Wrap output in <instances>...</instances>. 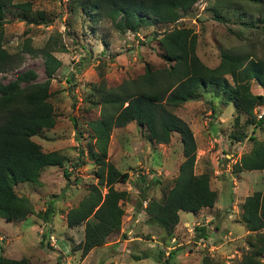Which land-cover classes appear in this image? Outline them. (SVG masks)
Segmentation results:
<instances>
[{
	"label": "rangeland",
	"instance_id": "obj_1",
	"mask_svg": "<svg viewBox=\"0 0 264 264\" xmlns=\"http://www.w3.org/2000/svg\"><path fill=\"white\" fill-rule=\"evenodd\" d=\"M24 1L31 4L30 18H34L39 10L46 15L45 20L50 21L48 25H26L16 19L17 13L11 7L7 8L3 46L9 53L17 54L19 63L16 69L0 74V80L6 82L16 72L25 69H32L37 74V81L44 79L42 57L19 50L24 38H29L33 48L41 47L49 37H54L56 43L63 46V50L52 53L61 62L49 84V101L56 114L55 124L33 135L32 140L40 145L42 151H58L64 159L61 167L47 166L42 169L39 184L15 185L16 194L29 198L34 213L43 211L50 200L53 201L54 210L48 222L34 213L15 223L0 218V254L16 259L25 257L32 264H105L114 262L115 254L124 256L118 264H161L155 261L157 251L162 246L169 251L170 246L171 249L175 247L176 251L167 264H203V257L210 258L212 264H234L239 260L247 249L248 235L239 220L240 205L250 190H261L262 186L260 175L256 172L229 175L223 170V154L228 151L225 144L228 143L229 134L237 132L232 125L235 113L231 102L214 95L212 86L202 90L200 98L193 103L170 108V111L182 117L192 132L195 145L206 154L200 168L209 172L210 186L216 188L222 180H228V185L233 177L235 189L217 188L218 207L212 209L214 211L211 208H202L195 214L179 211V221L173 231L174 239L163 242L167 249L158 242L162 229L146 224L143 211H135L137 190L134 184L138 181V175L142 176L152 186L148 194L152 198H159L171 185L181 151L178 134L172 133L166 144L148 145L146 134L138 131L133 123L126 127H114L109 135L106 157L117 169L128 173L124 183L114 184L116 189L125 190L128 194V198L122 202L120 229L108 235L101 246L88 251L84 260L80 258L79 250H70V246L82 240L83 223L67 227L64 213L78 203L89 186L96 184V166L89 153L90 149L95 150V146L88 122L98 117L99 109L87 102V98H94L90 95L91 84L99 82L97 73L100 72L99 76L104 79L106 87L115 86L124 79L141 74L143 63L160 66L163 61L157 54L155 41L151 39V27L135 34L118 33L107 19H101L91 27L88 18L79 14L78 10L73 13L68 11L66 0H12L13 3ZM227 1L196 0L176 24L190 27L196 33L195 52L209 67L218 63L219 52L224 49H233L241 54L247 52L264 62V36L255 27L254 21L257 13H242L241 10L238 16L231 9L220 7L219 14L223 19L213 17L211 10L214 4ZM242 6L246 7L244 3ZM226 77L229 79L228 75ZM249 86L252 93L264 94L254 79L249 81ZM257 107L253 109L254 119H257ZM239 120L243 122L244 116ZM250 129L248 125L245 129L247 134H250ZM253 130L255 138L264 142L259 127L255 126ZM221 138L224 147L219 151L222 144L217 140L221 141ZM195 154L203 155L199 150H195ZM62 169L68 171L67 178L62 174ZM219 169L223 171L222 175L217 172ZM152 181L155 183L152 184ZM227 207L229 210H226ZM210 212L214 215L212 218L208 217ZM132 216L134 225H130ZM196 226L205 227V238H194ZM51 235L56 239V247L50 240ZM117 237L118 242L129 237L139 239L123 245V250L119 251L120 245L115 243ZM138 253L144 257L131 261L130 256ZM259 258L264 264V252Z\"/></svg>",
	"mask_w": 264,
	"mask_h": 264
},
{
	"label": "trees",
	"instance_id": "obj_2",
	"mask_svg": "<svg viewBox=\"0 0 264 264\" xmlns=\"http://www.w3.org/2000/svg\"><path fill=\"white\" fill-rule=\"evenodd\" d=\"M195 1L66 0L68 11L73 13L78 10L79 14L88 18L91 27L101 19L109 20L118 33L135 34L151 27V39L155 41L157 54L163 61L160 66L143 63L141 74L124 79L115 86L106 87L100 72L97 73L99 82L91 84L90 95L94 98H87V102L99 109L98 117L88 122L95 146V150L90 149L89 153L96 166V184L89 186L78 203L64 213L67 227L83 223L82 240L70 246L71 251L79 250L80 258L90 249L101 246L108 235L120 229L122 202L128 198L125 190L114 187V184L127 180V171L117 169L106 157L112 128L133 122L154 144H166L172 133L178 134L182 160L171 185L159 198H152L148 195L152 186L142 176L138 175V181L144 183L137 181L134 184L137 190L135 211L142 210L146 224L162 229L159 241L163 245L165 240L174 237L179 211L195 214L202 208L210 209L216 200V191L209 186V173L193 172L196 145L192 132L170 108L199 97L202 90L212 86L214 95L231 102L236 111L233 127L237 132L230 133V139H243L249 123L253 128L259 127L264 137V113L259 119L253 116L254 107L264 105V94L252 93L249 86V81L254 79L264 90L263 60L247 52L241 54L233 49H224L219 52V61L215 66L205 65L195 52L196 33L190 27L176 24ZM8 7L17 13L16 19L26 25H48L50 21L45 20L46 15L39 10L34 18H30L29 1L13 3L12 0H0V74L16 69L19 63L17 54L9 53L3 46ZM220 7L231 9L238 16L241 10L242 13H257L255 27L264 36V0L216 2L211 11L218 20L223 19L219 14ZM29 42L28 37L24 38L19 50L42 57L44 79L37 81V74L32 69H25L16 72L6 82L0 80V218L12 223L23 221L34 213L29 198L16 194L15 185L39 184L42 169L47 166L61 167L64 159L58 151H42L40 145L32 140L33 135L55 124L56 114L49 101V84L61 62L52 53L63 50V46L57 44L54 37H49L39 48H33ZM240 115L245 117L242 124L238 120ZM248 139L252 143L250 150L239 156L231 165V171H261L263 189L253 191L241 202L239 220L248 232L247 249L234 264H262L259 256L264 252V142L251 134ZM62 174L65 178L69 175L65 169H62ZM53 210V201L50 200L43 211L34 214L48 222ZM194 232L195 239L205 238L204 226H196ZM172 249L158 250L155 261L167 264L176 251L175 247ZM143 257L134 255L130 259L136 261ZM202 261L203 264H212L208 257H203ZM0 264L32 262L25 257L14 259L0 254Z\"/></svg>",
	"mask_w": 264,
	"mask_h": 264
},
{
	"label": "crops",
	"instance_id": "obj_3",
	"mask_svg": "<svg viewBox=\"0 0 264 264\" xmlns=\"http://www.w3.org/2000/svg\"><path fill=\"white\" fill-rule=\"evenodd\" d=\"M22 22V21H21ZM23 23V22H22ZM200 98V96L199 97H196V98H193V99H190V100H188V101H186L185 103H183V105H187V104H191V103H193V101L194 100H198ZM223 105V104H222ZM233 109H234V107H233ZM258 109L259 110H261V111H263V113H264V105H259V107H258ZM234 113H235V115H236V111H235V109H234ZM242 115H240L239 116V118L241 117ZM180 117V116H179ZM235 117V116H234ZM181 119H182V117H180ZM239 118H238V120H239ZM244 120H245V117H244ZM244 120H243V122H244ZM220 121H221V119H220ZM243 122H240V120H239V123L240 124H242ZM133 122H129V123H127L125 126H123V127H126V126H129V125H131ZM134 124V123H133ZM232 125H233V123H232ZM248 125H250L251 126V129H250V134L251 135H253V132H254V130L251 132V130L252 129H254L253 128V125L252 124H247L246 125V127L248 126ZM135 126V125H134ZM137 129H138V131L140 130L141 131V129L139 128V127H137V126H135ZM246 127H245V129H246ZM116 128V127H115ZM118 128V127H117ZM140 133V132H139ZM214 135H217V134H215L214 133ZM248 135L249 134H247L246 133V130H244V137H243V139H241V140H232V139H230V138H228V143H227V145L225 144V146H226V149L228 150L227 152H225L223 155H224V157L225 158H223L224 160H225V169H223V170H225V171H227L228 173H229V175H231V173L233 174V173H240V175L241 174H243L244 172H249V173H251V174H253L254 172H256V174L257 175H260V185L262 186V189H263V178H262V172L261 171H259V170H242V171H238V172H232L231 171V165L236 161V160H238V158H239V156L241 155V154H243V153H245V152H248L249 150H250V148H251V140H249L248 139ZM146 142L148 143V145H151V144H154V143H150L147 139H146ZM217 142H219L220 144H222V146H220L219 147V151H222L223 150V139L221 138V141H219V140H217ZM159 144V143H158ZM219 145V144H218ZM196 150L198 151L199 150V152L201 153H203V155H196L195 154V160H194V165H193V172L195 173V174H198V173H201V172H207V171H205V170H203V169H201L200 167H201V164H203L204 162H205V155H204V151L203 150H201V149H199L198 148V146H197V144H196ZM218 151V149L215 151V152H217ZM198 159H199V161H198ZM181 160H182V156H181V151H180V153H179V156H178V163H177V165H176V170H175V174H176V171H177V167H178V164L181 162ZM197 161H198V164H197ZM229 167V168H228ZM219 174L221 173V175H222V172L223 171H221L220 169L217 171ZM209 173V172H208ZM232 180V181H231ZM230 184H228L227 185V182H228V180L226 181V180H222L221 182H219V187L217 186L216 188H212L210 185V174H209V186H210V188L211 189H213V190H215L216 191V199L218 198V191H217V188H224V189H226V190H229V188H231L232 190L233 189H235V185H236V182L233 180V177H231V179H230ZM233 187H232V186ZM229 187V188H228ZM261 189V190H262ZM253 191H255V190H253ZM252 190H250V192H249V194H251L252 192H253ZM249 194H247V195H249ZM247 195H245V196H247ZM244 196V197H245ZM243 197V198H244ZM215 207H218L217 206V202H216V200H215V202H214V204H213V206L211 207V211H214V210H212V209H214ZM226 210H229V208L227 207L226 208ZM139 211H142V210H139ZM66 212V211H65ZM136 212H138V211H136ZM214 215H213V213L212 212H210L209 214H208V217H210V218H212ZM60 217H62V215H60ZM132 222L130 223V225H134V216H132ZM120 231H122V230H120ZM151 237H153V235H151ZM118 237L116 238V240H115V243H118V245H120L119 246V251H122L123 250V245H129L132 241H134V240H137V239H139L138 237H129V238H127V239H123V240H121L122 242H118ZM171 239H174V237H172ZM50 240L52 241V242H54V244H53V246H55L56 247V239H55V237L53 236V235H51L50 236ZM159 242V244H162L160 241H158ZM52 244V243H51ZM177 245H179V244H177ZM161 246V245H160ZM163 247V246H162ZM160 248V249H164V248ZM165 247V246H164ZM167 247V246H166ZM170 249H171V247L170 246H168ZM167 247V249H169ZM91 251L93 250V248L92 249H90ZM89 250V251H90ZM76 251V250H75ZM88 255V254H87ZM137 255H139L140 257L141 256H143V254L142 253H138ZM5 257H8V258H12V257H9V256H5ZM67 258H69V257H67ZM86 258V255L83 257V260ZM123 258H124V256H120V255H118V254H115V260H114V262L116 263V264H118L117 262L120 260V262H122L123 261ZM14 259H16V258H14ZM18 259V258H17ZM140 259H142V258H140ZM140 259H138V260H140ZM138 260H136V261H138ZM132 261V260H131Z\"/></svg>",
	"mask_w": 264,
	"mask_h": 264
},
{
	"label": "built area",
	"instance_id": "obj_4",
	"mask_svg": "<svg viewBox=\"0 0 264 264\" xmlns=\"http://www.w3.org/2000/svg\"><path fill=\"white\" fill-rule=\"evenodd\" d=\"M257 107V106H256ZM255 107V108H256ZM258 108V107H257ZM262 114H263V111H261V110H259L258 109V113L256 114V117H257V119H259L261 116H262Z\"/></svg>",
	"mask_w": 264,
	"mask_h": 264
}]
</instances>
